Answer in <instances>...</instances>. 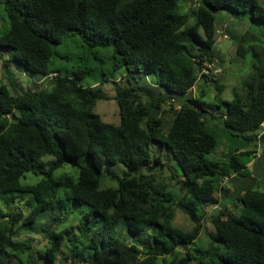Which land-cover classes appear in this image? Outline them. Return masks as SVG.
<instances>
[{
  "label": "trees",
  "instance_id": "16d2710c",
  "mask_svg": "<svg viewBox=\"0 0 264 264\" xmlns=\"http://www.w3.org/2000/svg\"><path fill=\"white\" fill-rule=\"evenodd\" d=\"M0 8L9 23L0 35L7 78L0 79V264H49L59 254L75 264H157L166 255L168 264H264V185L255 174H264V162L248 149L207 158L216 145L204 118L212 102L203 90L188 95L199 76L212 82L224 125L246 144L259 138L264 146V131L255 132L264 123V37L225 25L238 33L236 55L252 57L245 96L221 98L223 84L201 72L217 62V20L226 21L218 15L264 24V0H1ZM69 32L79 36L76 45L111 47V68L124 69L126 84L114 95L118 124L93 111L109 98L102 81L76 80L90 67L78 65L73 75L50 68ZM117 163L128 171L112 172L116 186L99 188L106 164ZM27 174L38 180L26 181ZM225 177L235 191L225 201L240 214L218 205L209 215L219 190L231 194ZM17 195L26 197L25 210L2 209ZM177 209L190 229L174 225ZM207 220L213 229L198 248ZM20 230L44 232V248L17 239Z\"/></svg>",
  "mask_w": 264,
  "mask_h": 264
},
{
  "label": "rangeland",
  "instance_id": "374dc122",
  "mask_svg": "<svg viewBox=\"0 0 264 264\" xmlns=\"http://www.w3.org/2000/svg\"><path fill=\"white\" fill-rule=\"evenodd\" d=\"M187 2V6H193L191 2ZM181 5L183 7L182 11H187V6L184 3H181ZM218 16H223L226 21L222 23L218 22L217 20V33L215 35V44L213 46V51L217 56V62L214 66H211L210 71H207L206 73H208L211 77H214L221 84H223L224 88L221 92V98L230 100L235 95H246V83L252 72V57L250 54L246 55V57L244 58H240L236 55L235 46L237 40L236 36L238 33L237 31L234 32L233 30V33H229L228 30L225 31V25L228 27L231 24H236L235 29L238 30V32L243 31L245 28H250L252 30H255L256 32H259L260 35L264 37V24L259 21L248 22L245 21V19H234V17L229 16L226 12H221ZM190 23H192V20L189 21V24ZM8 27L9 23L6 14L5 12L3 13L0 8V35L5 33L8 30ZM78 39L80 40L79 36L77 34H73L72 32H69L64 35L61 39V42L54 47V54L49 66L55 71L58 70L57 72L72 75L73 73L71 71L78 65L90 67V74H87L82 78L76 80L78 84L82 86L91 87L98 85V83L102 81V85H100L101 91L108 95L109 98L99 99L96 102L93 111L98 113L104 122L118 124L119 113L117 102L114 99V95L115 90L117 88H120L126 84L124 69L113 70L111 68V63L109 59L110 51H112L111 47H96L93 49H88L87 47H83L80 44L76 45V43H79ZM2 53L4 56H6V53H4L3 51ZM10 70L12 73H14L15 78L21 81L23 86H25L26 80L22 75L21 70L19 68H16V66H12ZM0 79L7 82L1 59ZM45 84H48V82ZM200 90H203L205 93V96L202 99H205L208 102H212V107L206 109L207 112L204 113V118L206 120L207 129L216 138V145L214 149L207 155V158L211 160H223L226 157L227 153L231 150L236 151V149H239L237 151H245L246 149H248L254 150L256 152H252L250 157H253L254 154L260 155V158H254L253 161L258 162L262 159V162H264V146L261 144L259 138V140L257 139L255 142L248 145L242 137L233 135L231 133L233 131L224 125L223 114L225 113V109L223 106L215 107L216 102L214 101V95L216 94V90L213 83L208 81L204 82L202 77L199 76V80L197 81L195 86L190 90L188 95L196 97ZM263 131L264 123L260 128L255 130L257 134ZM158 149V143L153 142L151 144V153H155ZM262 164L264 165V163ZM252 166L253 162H250L248 164V168L251 173L253 172ZM65 168H67V166H64L61 169L63 170ZM61 169L57 170L56 174L59 173ZM126 171H128V169L120 163L106 164L99 184V188L116 186V182L111 178V173L113 172V174L121 175ZM259 171L255 173L256 177L258 178L261 185H264V174L261 175ZM133 173L134 172H132L131 174ZM27 175L29 177L25 179L26 181H31L34 183L38 180L31 174ZM169 175V170H165L162 174V178L166 179ZM226 184L227 183H224V186L231 193L230 196L228 195L227 197L225 191L219 190L217 192V199L219 203L217 205H209L206 208V211L209 215H212L218 210V205L235 212L236 215L240 214V212L237 211L238 208L229 205L230 202L227 203L225 201L226 198L234 199L235 196V191L233 189L232 184L228 183V187L226 186ZM7 199L11 201L10 206H7L5 202H3L2 209L14 211L16 210L15 207H18L25 210V201L27 200L25 196H9ZM69 223H76V221L74 222L71 220ZM173 223L174 225H177L183 229H190L193 225L192 222L188 219V217L178 209L176 210ZM41 226H44V224L41 223ZM212 229V225L208 220L203 222L202 231L196 241L198 248L205 247L207 243V238L204 235V232L211 231ZM26 237H30L32 239V245L37 249H43L45 243L47 242V239L44 236V232H27L24 230H20L16 235L17 239H22ZM193 248L194 245H191L188 250L194 256L196 255V253L194 252ZM171 259L172 255H166L164 257L159 258L157 264H168ZM49 264L75 263L71 262L70 259H65L61 254H59L56 259ZM191 264L199 263L196 258H193Z\"/></svg>",
  "mask_w": 264,
  "mask_h": 264
},
{
  "label": "built area",
  "instance_id": "2783aa9c",
  "mask_svg": "<svg viewBox=\"0 0 264 264\" xmlns=\"http://www.w3.org/2000/svg\"><path fill=\"white\" fill-rule=\"evenodd\" d=\"M211 66H214V64L211 65ZM211 66H209V67H211ZM207 71H210V70L203 68L201 72L206 73ZM207 74H208V73H207ZM226 181H227V178L225 177L224 180L222 181V183H224V182H226Z\"/></svg>",
  "mask_w": 264,
  "mask_h": 264
}]
</instances>
